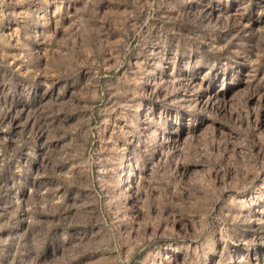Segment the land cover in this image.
<instances>
[{
	"label": "rangeland",
	"instance_id": "374dc122",
	"mask_svg": "<svg viewBox=\"0 0 264 264\" xmlns=\"http://www.w3.org/2000/svg\"><path fill=\"white\" fill-rule=\"evenodd\" d=\"M0 264H264V0H0Z\"/></svg>",
	"mask_w": 264,
	"mask_h": 264
}]
</instances>
